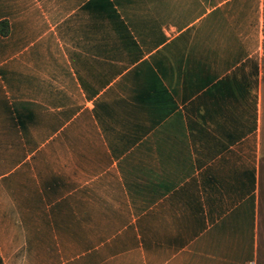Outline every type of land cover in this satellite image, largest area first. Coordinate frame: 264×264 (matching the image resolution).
I'll return each instance as SVG.
<instances>
[{"label": "crops", "instance_id": "obj_1", "mask_svg": "<svg viewBox=\"0 0 264 264\" xmlns=\"http://www.w3.org/2000/svg\"><path fill=\"white\" fill-rule=\"evenodd\" d=\"M264 0H0V264H264Z\"/></svg>", "mask_w": 264, "mask_h": 264}, {"label": "rangeland", "instance_id": "obj_2", "mask_svg": "<svg viewBox=\"0 0 264 264\" xmlns=\"http://www.w3.org/2000/svg\"><path fill=\"white\" fill-rule=\"evenodd\" d=\"M263 64H264V51H263ZM262 256H263V257H262V258H263L262 261L264 262V249H263V254H262Z\"/></svg>", "mask_w": 264, "mask_h": 264}]
</instances>
